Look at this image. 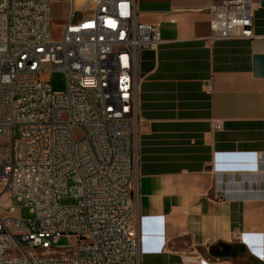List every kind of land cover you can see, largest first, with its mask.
<instances>
[{"label":"built area","instance_id":"1","mask_svg":"<svg viewBox=\"0 0 264 264\" xmlns=\"http://www.w3.org/2000/svg\"><path fill=\"white\" fill-rule=\"evenodd\" d=\"M67 2L53 42L52 0H0V264H141L137 68L161 33L139 21L136 0ZM262 5H210L211 41L253 39ZM54 73L62 92L45 77ZM62 237L74 245L55 247Z\"/></svg>","mask_w":264,"mask_h":264},{"label":"crops","instance_id":"2","mask_svg":"<svg viewBox=\"0 0 264 264\" xmlns=\"http://www.w3.org/2000/svg\"><path fill=\"white\" fill-rule=\"evenodd\" d=\"M221 1L136 0L162 38L137 68L141 264H264V0L253 39L211 41Z\"/></svg>","mask_w":264,"mask_h":264},{"label":"rangeland","instance_id":"3","mask_svg":"<svg viewBox=\"0 0 264 264\" xmlns=\"http://www.w3.org/2000/svg\"><path fill=\"white\" fill-rule=\"evenodd\" d=\"M82 7V3L77 1L75 2V10L79 11ZM70 7L67 0H52L51 5V16H52V23H51V31L50 37L53 42L61 41L63 38V33L65 30V25L67 21V16L69 15ZM47 79L51 81V85L54 91L62 92L67 87V81L64 75L59 73H54L52 75L45 76ZM62 205L72 206L76 204V200L73 198H63L61 200ZM11 204L17 208L18 212L24 218L32 217L30 214V210L28 208H23V204L19 203L16 199L11 200ZM74 245V241L67 238L62 237L59 239L58 243L54 246L60 248L62 250L71 248Z\"/></svg>","mask_w":264,"mask_h":264},{"label":"trees","instance_id":"4","mask_svg":"<svg viewBox=\"0 0 264 264\" xmlns=\"http://www.w3.org/2000/svg\"><path fill=\"white\" fill-rule=\"evenodd\" d=\"M236 247L239 248L240 251H245L246 248L244 245L239 244L236 245ZM228 250H226L224 253L218 254L219 257H235L236 251L235 246H229L227 247ZM212 253H214L213 249L211 250Z\"/></svg>","mask_w":264,"mask_h":264}]
</instances>
